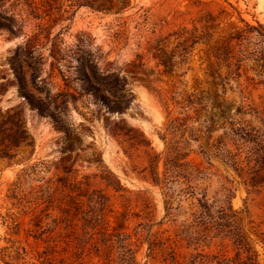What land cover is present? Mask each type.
<instances>
[{
  "label": "rangeland",
  "instance_id": "rangeland-1",
  "mask_svg": "<svg viewBox=\"0 0 264 264\" xmlns=\"http://www.w3.org/2000/svg\"><path fill=\"white\" fill-rule=\"evenodd\" d=\"M31 1L0 0V21L15 26L0 27V264H126L119 237L111 236L116 215L126 218L121 232L132 264H177L197 252L244 261L251 255L264 264V168H254L250 185L226 158L227 150L245 157L231 128L259 125L251 107L263 91L255 62L264 54V0H130L120 11L116 1L110 10L83 0ZM204 15L213 19L211 42L175 67L161 40L182 26L203 28ZM236 31L244 34L235 48L240 75L220 65L222 83L206 52ZM189 94L193 102H176ZM11 115L25 126L29 145H12ZM175 117L187 119L180 130L186 160L203 170L191 183L194 196L175 183L169 197L148 173L147 152L181 139L168 131ZM52 176L86 181L109 197L106 234L52 229L46 202L35 203L31 192ZM202 195L212 224L194 218ZM227 196L234 222L216 217ZM233 233L246 244L240 248Z\"/></svg>",
  "mask_w": 264,
  "mask_h": 264
},
{
  "label": "trees",
  "instance_id": "trees-1",
  "mask_svg": "<svg viewBox=\"0 0 264 264\" xmlns=\"http://www.w3.org/2000/svg\"><path fill=\"white\" fill-rule=\"evenodd\" d=\"M32 3L31 0H24ZM70 5H81L80 0H69ZM119 5L116 11H120L130 4V0H83V4L93 5L96 4L98 8L110 10L112 8L113 2ZM107 3V5H104ZM31 7L30 4H27ZM30 13L36 16V7L33 6ZM9 16V15H8ZM2 17V16H1ZM5 20L14 21L12 17H2ZM203 21L204 27L200 28L195 24L192 26H182L172 32H169L161 40V50L166 53L168 59L172 62L175 67H180L182 64L186 63L189 57L192 55L193 50L199 44H209L212 39V32L209 29L212 27L213 19L209 15H204L200 18ZM261 27V25L259 24ZM0 27L6 28L8 31L12 32L15 26L8 24L6 22L0 21ZM264 30V29H263ZM250 30H246L248 32ZM263 38H264V32ZM242 31H236L231 34L227 44H219L213 46L210 50L206 52L207 59H212V65L215 66V72L217 73V78L220 82L225 83V76H222L219 72L220 65H225L228 69V73H233L240 68V59L238 58V52L240 49H235L239 47L240 40L243 38ZM235 40L231 44V41ZM256 65L260 67L259 75L263 76L262 67L264 66V54L256 59ZM233 66V67H232ZM218 71V72H217ZM240 75L238 72H235ZM210 75H213L210 72ZM258 84L262 85L263 91L259 95L258 104L253 110L255 117L259 121V125L256 127H247L246 125L231 128V131L235 135L242 139L241 145L246 149L245 157L243 160H239L238 157L240 153H231L227 150L226 158L231 165L238 171L240 176H245V181L249 182L250 185H255L256 179L252 173H255L254 169L256 166L264 168V78L259 80ZM69 96L74 98L73 95ZM192 95L189 94L186 98L176 101L182 106H186V103L193 102L191 100ZM200 98L197 97V103H200ZM187 101V102H185ZM9 111L5 112L4 116L9 117ZM16 119L17 129L15 133L17 138H15L14 147L19 148L21 145H29V138L25 126L20 123L16 115H11ZM186 118L175 117L169 121L168 131L170 135H175L180 130H186ZM179 140L172 141V137L166 145V150L164 152L153 153L151 151L147 152V168L151 182L160 185L165 194L170 197V194L174 192L173 186L175 183L179 185H184L180 189V193H189L191 196L195 195V185H192V181L199 178L203 174L202 166L200 164L193 163L190 160H186V153L182 151L188 146V141L182 140L183 131H180ZM127 135V133H125ZM128 139H131L129 137ZM184 141V142H183ZM137 144L144 145V140H137ZM151 150V148H148ZM161 161V167H160ZM253 165H250L251 162ZM35 166L31 167L32 170ZM41 170V169H40ZM252 174V176H251ZM42 182L32 187V200L35 203H45L46 209L51 212H47V215L51 217L52 229H67V228H77L80 226L82 230L88 228L91 230L90 238L94 236L96 232H101L106 234L107 230L111 226L109 224V219H107V212H111L109 197L101 190L97 188H92L90 184L86 181L77 180L74 182L67 181L61 177H43L40 179ZM18 184H20L18 182ZM17 184V185H18ZM107 185L112 186L115 192L124 191V189L117 188L108 182ZM197 203L196 211L193 213L196 221L200 218H205L206 222L212 224V217L209 206L204 200V195L201 197H196ZM167 204V201H165ZM168 207L166 206V210ZM55 212V213H53ZM217 213L216 217L221 220H229V222H234L235 213L232 210L231 205L228 201V196L221 201L218 209L215 211ZM115 225L112 226V230L117 231L112 233L111 236H118L117 240L122 248V260L127 264H132L134 261V251L130 247L131 243H127L128 236L121 232L123 227V221L126 218L115 216ZM199 218V219H197ZM123 219V220H122ZM79 224V225H78ZM222 231V230H218ZM231 234V232H229ZM235 236L236 244H239L241 248L243 242L246 241L240 237L238 233H233ZM233 237V236H231ZM89 238V239H90ZM108 241V240H107ZM239 251V249H238ZM237 251V252H238ZM176 264V262H174ZM177 264H255L254 258L249 255L247 260L240 258H229L223 253H202L197 252L194 255H190L186 261L178 262Z\"/></svg>",
  "mask_w": 264,
  "mask_h": 264
}]
</instances>
